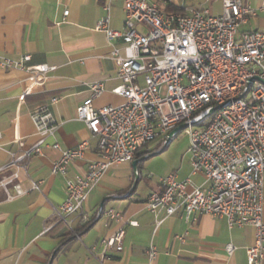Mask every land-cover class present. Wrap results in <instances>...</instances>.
Segmentation results:
<instances>
[{"label":"built area","instance_id":"1","mask_svg":"<svg viewBox=\"0 0 264 264\" xmlns=\"http://www.w3.org/2000/svg\"><path fill=\"white\" fill-rule=\"evenodd\" d=\"M112 1L105 5L97 29L105 31L111 42H123L124 55L118 48L113 50L121 81L113 91L125 101L96 108L94 100L103 94L104 83L87 84L91 94L77 113L98 137L100 158L89 164L86 174L67 179V196L57 215L67 222L70 215L82 211L111 166L132 163L148 144L159 142L162 149L169 139L185 132L191 174L201 175L204 182L199 185L191 175L179 179L175 172L169 173L161 178L163 190L147 198V208L166 216L183 211L193 222L210 214L226 218L230 228L253 226L255 241L247 248V264H264V30L240 29L257 14L256 9L243 0H204V6L188 4L190 0H123L125 26L115 30L110 26ZM214 2H221L220 14L212 13ZM167 5L184 11L166 10ZM31 59L30 53L18 59L0 54V68L26 70L33 83L45 82L56 66L30 65ZM214 98H221V105H214L216 120L207 121L202 106L214 104ZM31 116L40 139L13 157L11 164L17 170L0 180L8 198L14 197L11 188L16 195L24 194L15 183L19 170L32 154H42L46 139L59 126L48 106ZM183 124L187 126L170 135ZM52 146L61 151L52 165L53 174H67L69 165L88 149L86 141L72 149H63L58 142ZM32 188L39 189L40 184L34 181ZM101 216L121 221L124 212L100 207L96 217ZM163 221L158 219L157 225ZM124 235L125 230L119 229L103 238V253L111 247L122 250ZM234 249L227 245L229 253ZM147 253L151 264L158 255L154 243Z\"/></svg>","mask_w":264,"mask_h":264},{"label":"crops","instance_id":"2","mask_svg":"<svg viewBox=\"0 0 264 264\" xmlns=\"http://www.w3.org/2000/svg\"><path fill=\"white\" fill-rule=\"evenodd\" d=\"M193 1L194 5H205L204 0ZM243 1L257 14L241 26V31L264 30V0ZM109 3L0 0V54L18 59L30 53V65L56 66L43 83L29 80L26 70L0 68V180L17 170L11 164L13 157L40 139L33 111L48 106L59 123L55 134L46 139L48 146L42 154H32L24 161L25 168L19 170L15 183L21 185L24 194L16 195L11 188L14 197L8 198L0 187V264H150L147 249L151 243L158 248L151 264H247V248L255 241L253 226L230 228L226 218L210 214L193 222L183 211L166 216L147 208V198L163 190L161 178L169 173L175 172L179 179L191 175L199 185L204 182L201 175L191 174V162H185L171 146L174 140L163 150L159 142H152L139 151L136 158L158 153L139 162L140 179L135 189L132 163L115 164L92 190L82 211L70 215L67 222L57 215L67 196V179L86 174L89 164L100 158L98 137L77 113L91 94L87 84L104 83L103 94L94 100L96 108L125 101L113 91L121 82L119 59L113 50L118 48L124 55L123 42H111L105 31L97 29ZM210 9L220 14L221 2L212 3ZM65 10H69L68 15ZM110 17L112 29L124 28L123 0L111 2ZM53 97L58 100L52 102ZM85 141L88 149L84 157L74 160L67 174H53L52 165L61 151L52 144L58 142L63 149H72ZM34 181L40 184L39 189L32 188ZM103 201L105 209L122 210L123 220L96 217ZM160 218L164 221L157 225ZM119 229L125 230L123 249L111 247L103 253L102 239ZM230 243L235 246L231 253L227 250Z\"/></svg>","mask_w":264,"mask_h":264},{"label":"rangeland","instance_id":"3","mask_svg":"<svg viewBox=\"0 0 264 264\" xmlns=\"http://www.w3.org/2000/svg\"><path fill=\"white\" fill-rule=\"evenodd\" d=\"M193 0H190L188 4H193ZM189 143V136L185 132H181L177 137L174 138V141L171 143V146L176 147V151L183 155L184 161H190L191 154L187 151ZM143 185V182H141ZM143 186L140 187L139 190L142 189Z\"/></svg>","mask_w":264,"mask_h":264},{"label":"water","instance_id":"4","mask_svg":"<svg viewBox=\"0 0 264 264\" xmlns=\"http://www.w3.org/2000/svg\"><path fill=\"white\" fill-rule=\"evenodd\" d=\"M186 126H187L186 124H183V125L179 126L174 132L170 133V135L173 136V134H174L175 132H180V131H181L183 128H185ZM172 141H173L172 139H169V140H168V143H167V145H166V147H167ZM166 147H164V148H166ZM164 148H162L161 150H163ZM161 150H160V151H161ZM160 151H159V152H160ZM157 153H158V152H153V153H150V154L145 155V156H143V157L136 158V159L132 162V165H133V168H134V171H135V174H136L135 181H134V184H133V189H135V188L137 187L138 182H139V179H140V175H139V173H138V164H139V162H140L141 160H144L145 158H147V157H149V156H151V155H153V154H157ZM101 208H104V201H103L102 204H101Z\"/></svg>","mask_w":264,"mask_h":264},{"label":"bare ground","instance_id":"5","mask_svg":"<svg viewBox=\"0 0 264 264\" xmlns=\"http://www.w3.org/2000/svg\"><path fill=\"white\" fill-rule=\"evenodd\" d=\"M154 3H162L163 0H155ZM214 105H221V98H214V104H206L202 106V114H207V121H215L217 118V110Z\"/></svg>","mask_w":264,"mask_h":264},{"label":"trees","instance_id":"6","mask_svg":"<svg viewBox=\"0 0 264 264\" xmlns=\"http://www.w3.org/2000/svg\"><path fill=\"white\" fill-rule=\"evenodd\" d=\"M166 10H173V11H184V9L178 5H167L165 6ZM138 173L140 175V170H139V166H138Z\"/></svg>","mask_w":264,"mask_h":264}]
</instances>
